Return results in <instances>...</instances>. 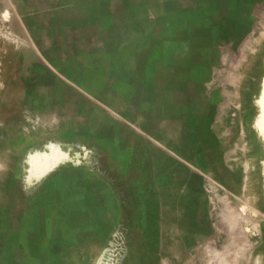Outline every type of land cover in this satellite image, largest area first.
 I'll list each match as a JSON object with an SVG mask.
<instances>
[{"label":"rangeland","instance_id":"374dc122","mask_svg":"<svg viewBox=\"0 0 264 264\" xmlns=\"http://www.w3.org/2000/svg\"><path fill=\"white\" fill-rule=\"evenodd\" d=\"M33 6L28 22L14 19L22 6H0V63L11 44L42 51L46 64L57 52L59 80L72 77L74 93L57 127L43 129L58 131V145L27 150L58 163L11 198L27 221L0 230V264H164L155 241L191 217L236 255L264 237L261 13L239 0ZM72 170L97 173L120 201L121 225L104 245L79 243L93 230L82 228L83 185ZM248 263L241 254L233 262Z\"/></svg>","mask_w":264,"mask_h":264},{"label":"crops","instance_id":"0c3cea01","mask_svg":"<svg viewBox=\"0 0 264 264\" xmlns=\"http://www.w3.org/2000/svg\"><path fill=\"white\" fill-rule=\"evenodd\" d=\"M239 1L256 8L264 22V0ZM40 2L0 0V6L15 3L22 6V13H15L14 19L28 22L31 13L35 14L38 9H33V5ZM258 34L264 36V33ZM42 57V51H36L29 45L11 44L0 63V230H4L3 235L5 230L15 227L11 224L13 217L20 219L22 216V222L17 225L20 229L27 221L22 209L10 206L11 198L23 196L28 181L42 182L49 167L58 163L51 160V156L44 158L43 154L34 153L27 158V150L41 147L48 139L58 145V131H54L52 136H43V129L47 125L57 127L59 114L69 111L61 101L74 93L69 87L74 85L72 77L62 78L65 83L59 80L58 60L52 56L46 64ZM24 164L29 165L27 173L20 168L12 172V165ZM71 175L76 177L75 182L82 180V193L76 194L83 199L82 228L93 230V240L87 238L79 243L104 245L121 225L120 201L107 181L97 173L72 170ZM163 230L162 237L154 243L162 246V252L153 254L164 264H219L223 259L227 264H233L240 254L248 264H264V237L245 242L236 255L228 247L220 250L215 229L204 220L191 217L180 226L169 223Z\"/></svg>","mask_w":264,"mask_h":264},{"label":"water","instance_id":"95a60500","mask_svg":"<svg viewBox=\"0 0 264 264\" xmlns=\"http://www.w3.org/2000/svg\"><path fill=\"white\" fill-rule=\"evenodd\" d=\"M257 129L260 135L264 137V92L261 99V117L258 120Z\"/></svg>","mask_w":264,"mask_h":264}]
</instances>
